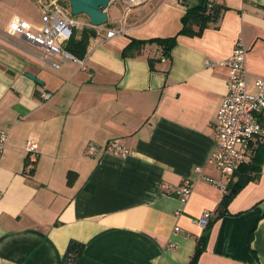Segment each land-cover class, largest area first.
I'll list each match as a JSON object with an SVG mask.
<instances>
[{
  "label": "crops",
  "instance_id": "0c3cea01",
  "mask_svg": "<svg viewBox=\"0 0 264 264\" xmlns=\"http://www.w3.org/2000/svg\"><path fill=\"white\" fill-rule=\"evenodd\" d=\"M215 3L224 8L218 25L200 37L179 35L185 8L178 0H149L126 15L124 1L111 0L100 27L85 15L75 19L65 3L76 38L83 28L95 36L82 65L63 61L56 69L51 63L60 56L5 34L16 18L40 28V3L0 0V128L8 132L0 159V264H61L71 241L84 246L79 264H189L204 212L212 213V226L196 264H264V146L257 178L217 217L224 193L206 179L221 180L208 160L228 72L205 65L227 59L241 42L246 89L256 93L264 77V0ZM117 29L121 35L106 37ZM171 37L176 43L164 61L154 44L122 56L131 40ZM259 122L264 128V112ZM112 140L133 155L87 156L89 143ZM184 180L193 182L185 203L161 188Z\"/></svg>",
  "mask_w": 264,
  "mask_h": 264
},
{
  "label": "built area",
  "instance_id": "2783aa9c",
  "mask_svg": "<svg viewBox=\"0 0 264 264\" xmlns=\"http://www.w3.org/2000/svg\"><path fill=\"white\" fill-rule=\"evenodd\" d=\"M42 6L41 22L38 29L32 27L28 22L21 19H14L5 33L9 37H21L31 43L35 48L42 51L44 55L60 56L59 62L51 63L58 69L61 62L72 61L80 65L83 62L63 49V43L71 36L76 23L71 19L65 8L67 0H37ZM125 3V15L134 8L141 7L149 0H123ZM183 0H178L182 6ZM214 0H209V7ZM122 29L110 30L107 38H113L122 34ZM246 53L247 50L241 42H236L230 56L221 62L206 61L207 67H223L227 69L228 78L226 81L227 92L217 111L214 124L215 150L211 154L208 163L220 174L221 180L214 182L206 179L209 183L226 193L227 185L232 181L233 176L240 166L252 155L253 145L264 139V128L259 122L260 115L264 112V77L256 80V93L250 94L246 89ZM162 61L164 59L162 58ZM45 101L51 98V94L45 93L41 96ZM8 140V132L0 128V159ZM36 145L28 142L26 152L28 160L35 161ZM86 154L89 157L112 156L125 158L133 155V152L124 147L117 140L108 142L105 146L99 147L89 143L86 147ZM200 172V171H198ZM163 190L171 191L181 203H185L192 191L193 182L184 180L180 185L171 187L161 185ZM211 212H204L197 223L204 229L211 219ZM173 247V246H170Z\"/></svg>",
  "mask_w": 264,
  "mask_h": 264
},
{
  "label": "trees",
  "instance_id": "16d2710c",
  "mask_svg": "<svg viewBox=\"0 0 264 264\" xmlns=\"http://www.w3.org/2000/svg\"><path fill=\"white\" fill-rule=\"evenodd\" d=\"M209 0H192L189 4V0H183L182 6L185 8V12L181 18L182 28L179 35L188 37H200L205 29L210 26L217 27L221 15L224 11L222 6L215 3L209 7ZM67 6H69V0H67ZM95 36V32L92 29L83 28L80 32V37L76 38L75 33H72L71 38L63 48L66 52L73 55L79 60L84 58L86 47L90 37ZM176 43V37L165 39H150V40H131L129 45L122 52V56L126 57L138 52L145 45H157L161 49L162 58L168 57L171 50ZM161 58V59H162ZM151 63V62H150ZM258 143H263L264 139L258 140ZM258 144L254 151V156L249 164L240 166L232 180L226 187V193L223 195L221 203L216 210V216L221 217L227 214L226 208L232 197L249 181H253L257 178V169L260 163L262 155L263 144ZM212 226V221L207 223L203 229V233L198 239L195 252L190 260L189 264H196L198 257L205 250L206 241L208 238L209 230ZM84 250L83 244L75 241H71L65 251L61 264H79V260Z\"/></svg>",
  "mask_w": 264,
  "mask_h": 264
},
{
  "label": "water",
  "instance_id": "95a60500",
  "mask_svg": "<svg viewBox=\"0 0 264 264\" xmlns=\"http://www.w3.org/2000/svg\"><path fill=\"white\" fill-rule=\"evenodd\" d=\"M111 0H69L72 16L85 15L92 27H100L107 23L105 10Z\"/></svg>",
  "mask_w": 264,
  "mask_h": 264
},
{
  "label": "rangeland",
  "instance_id": "374dc122",
  "mask_svg": "<svg viewBox=\"0 0 264 264\" xmlns=\"http://www.w3.org/2000/svg\"><path fill=\"white\" fill-rule=\"evenodd\" d=\"M74 18H75V19H79V17H78V16H74Z\"/></svg>",
  "mask_w": 264,
  "mask_h": 264
}]
</instances>
